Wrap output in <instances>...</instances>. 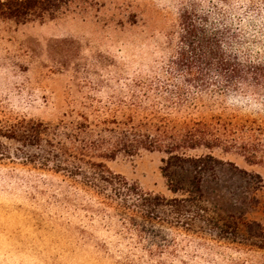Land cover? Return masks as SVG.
Here are the masks:
<instances>
[{
	"label": "rangeland",
	"instance_id": "rangeland-1",
	"mask_svg": "<svg viewBox=\"0 0 264 264\" xmlns=\"http://www.w3.org/2000/svg\"><path fill=\"white\" fill-rule=\"evenodd\" d=\"M193 1L210 8L218 0H91L89 7L52 20L17 24L0 18V264H264L260 253L205 245L173 230L153 247L149 224L139 232L81 179L74 182L67 172L42 165L44 149H29L4 135L22 119L63 133L83 118L153 119V109L148 114L142 109L153 102L140 100L153 95V82L175 52L181 10ZM229 1L231 20L248 36L264 38V0ZM256 114L258 119L264 112ZM74 138L56 142L75 153L85 139ZM212 155L261 177L260 183L228 168L219 173L223 191L243 200L248 218L264 227V165H249L237 152L217 149ZM164 158L161 151L142 149L119 151L103 162L142 191L171 198Z\"/></svg>",
	"mask_w": 264,
	"mask_h": 264
},
{
	"label": "trees",
	"instance_id": "trees-1",
	"mask_svg": "<svg viewBox=\"0 0 264 264\" xmlns=\"http://www.w3.org/2000/svg\"><path fill=\"white\" fill-rule=\"evenodd\" d=\"M90 2L0 0V18L17 24L52 20L73 8H87ZM230 4L218 0L204 8L193 1L181 10L173 34L174 55L153 82V95L148 92L140 100L153 102L151 108H142L145 114L153 109V119L132 116L124 122L113 118L92 123L83 118L64 133L56 126L22 119L9 126L5 137L29 149H44L42 165L67 172L74 182L81 179L82 186L102 196L108 209L124 215L139 232L149 224L153 247L173 230L205 245L224 244L264 256L263 225L248 218L243 200L223 191L219 173L228 168L260 183L261 177L212 155L217 149L237 152L249 165H264V114L256 117L264 112V38L248 36L233 22L227 11ZM124 126L130 131L123 132ZM58 137L85 140L80 139L83 146L73 153L56 142ZM142 149L165 154L162 173L173 197L146 193L103 162L119 151ZM199 149L209 153L189 154Z\"/></svg>",
	"mask_w": 264,
	"mask_h": 264
}]
</instances>
